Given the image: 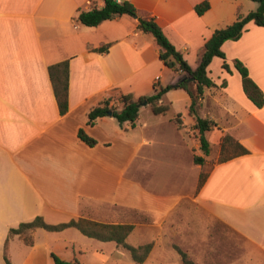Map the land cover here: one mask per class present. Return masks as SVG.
I'll return each instance as SVG.
<instances>
[{"label":"crops","instance_id":"obj_1","mask_svg":"<svg viewBox=\"0 0 264 264\" xmlns=\"http://www.w3.org/2000/svg\"><path fill=\"white\" fill-rule=\"evenodd\" d=\"M129 1L139 16L155 20L191 68L215 29L257 7L251 0H208L209 8L197 14L194 7L203 0ZM102 5L103 0H0V264H6L8 231L20 222L41 216L50 224L79 217L129 223L112 220L117 210L144 213L159 227L180 214L204 225L220 222L247 243L236 264H264V103L257 107L247 97L234 66L241 61L264 96V25L248 21L238 39L222 43L228 69L218 56L207 66L215 85L204 87L195 113L216 126L205 131L210 151L204 164H196L193 155L203 153L184 88L162 95L160 102L170 106L166 114L150 109L143 116L149 105L141 104L133 126L113 116L88 123L89 110L101 99L110 97L120 108L122 93L150 95L155 84L185 76L160 60L159 45L137 27L136 18L122 14L97 26L77 20L78 9ZM104 44L109 45L102 52L88 48ZM64 60L68 108L61 114L48 67ZM189 78L186 85L194 92ZM177 113L180 129L172 120ZM80 129L93 145L78 137ZM224 134L247 153L217 161ZM201 172L207 177L197 187ZM66 232L35 228L30 245L12 235L7 241L11 264H53L51 253L82 264L132 260L114 241L81 233L65 237ZM155 248L141 264L157 259Z\"/></svg>","mask_w":264,"mask_h":264},{"label":"trees","instance_id":"obj_2","mask_svg":"<svg viewBox=\"0 0 264 264\" xmlns=\"http://www.w3.org/2000/svg\"><path fill=\"white\" fill-rule=\"evenodd\" d=\"M253 1L257 3L255 10L249 11L245 15L238 13L237 18L232 23L222 28H217L212 32L210 38L204 43L199 63L195 68H191L189 66L182 54L169 41L155 20L152 17L145 18L139 16L136 7L129 0H103V5L101 7H92L88 10L78 9L76 16L77 20L85 26H97L104 20L111 19L114 16L122 14H128L136 18L138 22L137 27L143 32L151 34L153 39L159 45L160 60L173 71L185 73V76H181L175 83L166 84L164 86L155 84L153 87V93L150 95H143L135 98L131 93L120 94V108L111 103L110 97L101 99L89 110L87 114L88 123H93L97 117L113 116L120 124L129 122L133 126L138 118L140 105L144 100L147 101V104L150 106V109L154 114H166L170 109V106L167 103L160 102L162 95L171 89L184 88L191 97V103L188 110L189 114L193 115L194 128L197 130L199 137V148L203 153V156L193 155V161L196 164H204L205 157L210 151L209 142L207 141L204 133L205 131L213 129L216 126V122L211 119L201 117L195 113L196 99L203 93L204 87L215 85L207 74V66L213 56L222 58V67L224 69H228V65L224 60L225 54L221 49L222 43L226 40L238 39L248 21H253L259 26L264 25V0ZM208 8V0H203L194 7L197 14H202ZM108 45L109 44H104L96 48L88 46V48L89 50L102 52L107 49ZM234 66L241 75L242 88L247 97L257 107L262 106L264 103L263 93L256 83L249 77L247 68L239 60H235ZM48 74L52 83L53 93L59 111L63 114L68 108V60L50 65L48 67ZM189 77L193 78V82L196 84L195 92L188 89L186 85L187 78ZM172 120L176 124L177 128H182L180 113H177ZM78 137L88 145H93L95 143V140L88 136L82 129L78 131ZM245 153H247V149L243 145L237 142L229 134H224L221 137L220 153L217 161L222 162ZM206 177V172H201L199 174L197 187H200L204 183ZM68 227L76 228L83 235L100 241H114L117 245L125 247L130 252L131 258L136 264H141L145 260L152 247L151 242L137 246L126 242V237L133 230V224H107L82 217L76 219L71 218L68 221L57 224H50L46 223L41 216H36L30 221L20 222L17 227H11L9 229L3 251V257L6 264H11L8 257L7 241L12 235L18 234L26 244L30 245L33 243V238L30 232L35 228H43L48 231H59ZM175 248L184 264H194L183 250L179 247ZM51 257L53 264H82L77 258L64 260L54 253H51Z\"/></svg>","mask_w":264,"mask_h":264},{"label":"rangeland","instance_id":"obj_3","mask_svg":"<svg viewBox=\"0 0 264 264\" xmlns=\"http://www.w3.org/2000/svg\"><path fill=\"white\" fill-rule=\"evenodd\" d=\"M250 3L256 4L253 0ZM198 103L199 97L196 99L195 110L198 109ZM147 111H150L149 106L144 110L143 116L151 113ZM210 157L212 162L216 159L213 154H210ZM104 210L109 209L104 208L101 211ZM179 217L176 221H165L164 225L159 227L152 225L151 218L144 213L117 210L112 220L137 226L128 239L129 244L137 246L151 242L152 247H156L154 255L157 259L150 264H184L175 247L183 250L194 264H236L237 260H241L247 243L231 229L220 222L204 225L199 219L189 217L190 220H187L183 214ZM66 229L65 237L71 236V233H81L73 227ZM111 264L135 263L130 258H123L121 262L113 258Z\"/></svg>","mask_w":264,"mask_h":264},{"label":"water","instance_id":"obj_4","mask_svg":"<svg viewBox=\"0 0 264 264\" xmlns=\"http://www.w3.org/2000/svg\"><path fill=\"white\" fill-rule=\"evenodd\" d=\"M189 80H193V78L190 77ZM142 104H147V101L144 100Z\"/></svg>","mask_w":264,"mask_h":264}]
</instances>
